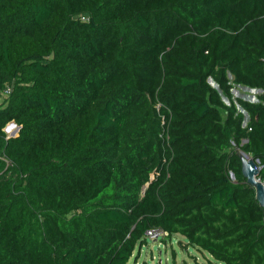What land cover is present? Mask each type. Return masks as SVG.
<instances>
[{
  "label": "trees",
  "instance_id": "obj_1",
  "mask_svg": "<svg viewBox=\"0 0 264 264\" xmlns=\"http://www.w3.org/2000/svg\"><path fill=\"white\" fill-rule=\"evenodd\" d=\"M12 83L0 264H127L153 230L208 264H264L238 153L264 182V0H0ZM233 84L262 90L245 126Z\"/></svg>",
  "mask_w": 264,
  "mask_h": 264
},
{
  "label": "rangeland",
  "instance_id": "obj_2",
  "mask_svg": "<svg viewBox=\"0 0 264 264\" xmlns=\"http://www.w3.org/2000/svg\"><path fill=\"white\" fill-rule=\"evenodd\" d=\"M232 80V79H230ZM214 88V83H210ZM260 93L242 89L233 84L232 99L237 113L243 116V123L248 121L247 113L241 108V102L257 103L255 99ZM222 101L228 105L227 100L221 94ZM222 115L224 112L222 111ZM18 134V133H17ZM15 137V136H14ZM231 146L234 147L231 142ZM240 151H238L239 153ZM213 261L206 252H201L186 244V241L180 235H172L171 237L160 236L157 240L146 237L143 246H139L130 258L127 264H208Z\"/></svg>",
  "mask_w": 264,
  "mask_h": 264
},
{
  "label": "water",
  "instance_id": "obj_3",
  "mask_svg": "<svg viewBox=\"0 0 264 264\" xmlns=\"http://www.w3.org/2000/svg\"><path fill=\"white\" fill-rule=\"evenodd\" d=\"M228 78L231 79V76L228 75ZM209 82L212 84V81ZM214 88L218 91L219 95L221 96V92L216 84L214 85ZM253 91L257 93L262 92V90L260 89H253ZM242 126H244V123L242 124ZM10 137L14 136L11 135ZM243 142H245V140H243ZM239 158L241 162V174L245 179L246 184L254 190L255 200L258 202L259 206L264 211V182H262L259 178L260 167L258 165V160H254L252 157H250L244 152H239Z\"/></svg>",
  "mask_w": 264,
  "mask_h": 264
},
{
  "label": "built area",
  "instance_id": "obj_4",
  "mask_svg": "<svg viewBox=\"0 0 264 264\" xmlns=\"http://www.w3.org/2000/svg\"><path fill=\"white\" fill-rule=\"evenodd\" d=\"M238 87L242 88L243 86H238ZM12 89H13V83L10 85L4 86L3 90L0 91V104L3 103V100L8 96V94L12 91ZM242 89H247L249 91L255 92L253 91V89L250 90V88H242ZM2 131L5 133L6 138L10 137L11 135L17 136L18 135L17 133L19 131V126H17L13 121H10L5 124V126L2 128ZM148 235H150V238H153V239L155 238L157 240L158 238H160V236H167V233L159 231V230H153V231L147 232V236Z\"/></svg>",
  "mask_w": 264,
  "mask_h": 264
},
{
  "label": "crops",
  "instance_id": "obj_5",
  "mask_svg": "<svg viewBox=\"0 0 264 264\" xmlns=\"http://www.w3.org/2000/svg\"><path fill=\"white\" fill-rule=\"evenodd\" d=\"M244 90V89H243ZM247 90V89H246Z\"/></svg>",
  "mask_w": 264,
  "mask_h": 264
}]
</instances>
